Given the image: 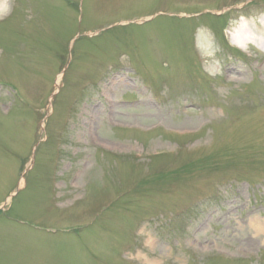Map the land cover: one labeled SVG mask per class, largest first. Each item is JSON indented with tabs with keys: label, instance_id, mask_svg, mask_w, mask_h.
Returning <instances> with one entry per match:
<instances>
[{
	"label": "rangeland",
	"instance_id": "374dc122",
	"mask_svg": "<svg viewBox=\"0 0 264 264\" xmlns=\"http://www.w3.org/2000/svg\"><path fill=\"white\" fill-rule=\"evenodd\" d=\"M73 1L85 9L84 24L99 30L159 11L196 19L205 9L217 8L221 13L246 0ZM4 2L0 80L6 78L7 87L0 86V208L9 202L14 208L6 217L0 216V264H127L120 251L131 244L136 218L189 206L210 192L211 182L227 187L230 171L248 174L251 167L264 163L260 159L264 155V76L255 84L244 74L256 65L238 66L243 73L231 76L232 83L220 88L219 98L199 99L216 107L224 105V112L179 110L180 104H186L177 101L184 89L196 78L200 85L205 83L197 76L192 41L208 57L203 71L220 73L226 60L220 43L223 20L161 16L142 28H117L111 36L80 42L77 51H71L80 20L76 5L71 7L68 0H0ZM241 12L231 14L228 22ZM248 16L247 21L254 22L251 29L236 21L231 24L253 39L255 56L262 58L264 30H256L255 25L263 27L264 11ZM69 51L76 56L70 65ZM120 53L129 55L143 79L154 83L159 76L170 86L174 82L171 109L145 98L136 81L123 75L117 86L105 80L104 90L83 91V85L102 76L105 64L118 60ZM260 71L264 74V66ZM106 98L114 103H106ZM123 98L141 102L119 104ZM77 99L78 104L72 105ZM111 126L158 129L140 136ZM200 129L198 137L186 140L162 134V130ZM44 134L47 143L42 142ZM198 143L207 145L199 154L188 151ZM175 148L180 149L179 155L171 156ZM26 184V190L20 191ZM250 194L242 190L232 197L237 205L211 207L209 212L218 213L200 219L187 237L188 246L195 253L222 252L264 264V211L243 205ZM111 204L107 214L101 212ZM174 204L178 205L171 207ZM14 218L55 228L58 235L39 232L38 225H19ZM144 258L148 264H222L190 258L184 251L172 254L157 241Z\"/></svg>",
	"mask_w": 264,
	"mask_h": 264
},
{
	"label": "bare ground",
	"instance_id": "6f19581e",
	"mask_svg": "<svg viewBox=\"0 0 264 264\" xmlns=\"http://www.w3.org/2000/svg\"><path fill=\"white\" fill-rule=\"evenodd\" d=\"M4 4H5V2L2 4H0V12H1V10L4 8ZM243 25L244 26H249L248 25V23L246 22V21H244L243 22ZM263 27H264V25H263ZM264 30V29H263ZM237 43H238V45H243V41L241 40V39H236L235 40ZM263 42H264V38H263ZM263 44V43H262ZM118 137H120L119 135H118ZM252 225H254V223H252ZM262 229L260 228L258 231H261Z\"/></svg>",
	"mask_w": 264,
	"mask_h": 264
}]
</instances>
